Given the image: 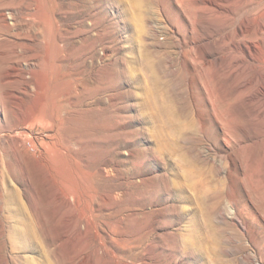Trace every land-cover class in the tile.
<instances>
[{"label": "rangeland", "instance_id": "1", "mask_svg": "<svg viewBox=\"0 0 264 264\" xmlns=\"http://www.w3.org/2000/svg\"><path fill=\"white\" fill-rule=\"evenodd\" d=\"M0 153V264H264V0H0Z\"/></svg>", "mask_w": 264, "mask_h": 264}, {"label": "bare ground", "instance_id": "2", "mask_svg": "<svg viewBox=\"0 0 264 264\" xmlns=\"http://www.w3.org/2000/svg\"><path fill=\"white\" fill-rule=\"evenodd\" d=\"M55 8H56V6H55ZM52 12L54 14L55 10L54 11L52 10ZM39 17L41 18V16H39ZM45 22H47V21H45ZM46 24H48V23H46ZM48 26H50V25H47V27ZM47 27H46V30H47L48 34L50 35L49 37H51V39H52V46L54 47L53 49H54V51L59 52L60 48L62 47L61 42H62V39H63L64 32H63V29H62L63 27L61 26V23H60V19L58 18L57 15L54 16L53 20H51V26H50L51 28L48 27V29H47ZM36 74H35L36 78H38V79H42L43 78L41 76V74H38V77H37ZM36 81H38V80H36ZM30 118H31L30 114L26 115L25 118H24V123H27ZM49 118H50V120L53 123H57V121L59 119L58 115L54 114V113L50 114ZM54 152H56L60 157L65 155V154L66 155H68V154L70 155L71 154L70 148L65 147V146L64 147H60V148H55ZM60 157L58 158V160L60 159ZM91 177L93 179V176H91ZM12 196L13 197L11 199L6 201L7 202L8 211H9V213H15L17 216H19V223H20V225H22L24 227L23 229L22 228L19 229L17 227H13L12 228L11 234H12V237H13V241L17 240L16 235L20 234L22 236V240H23L24 246L26 248H29V244L32 246V243L35 242V240L37 239V234L34 231L33 219L31 218L32 215L29 214L28 209L26 208L25 204L21 201V199L19 197V194L17 192L14 193V195H12ZM13 204L16 205V210H13V208L11 207V205H13ZM99 207H101L99 211H103L104 208L106 207V205L105 204H101V205H99ZM96 209H95L94 201H92L90 203V216H89V219L94 223V225H95L94 228H95L96 233L100 234L101 230H100V225H99V215L96 214ZM19 230H20V233H19ZM192 239L194 241V244L196 245V250H201L202 251L204 249V247H203V238H201L199 236H196L194 234V237H192ZM201 244H202V246H201Z\"/></svg>", "mask_w": 264, "mask_h": 264}]
</instances>
